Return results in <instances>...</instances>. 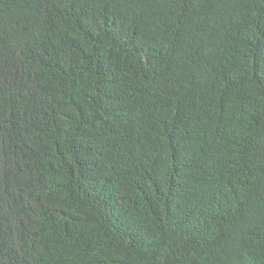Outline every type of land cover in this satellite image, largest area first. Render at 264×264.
<instances>
[{
    "label": "trees",
    "instance_id": "obj_1",
    "mask_svg": "<svg viewBox=\"0 0 264 264\" xmlns=\"http://www.w3.org/2000/svg\"><path fill=\"white\" fill-rule=\"evenodd\" d=\"M0 264H264V0H0Z\"/></svg>",
    "mask_w": 264,
    "mask_h": 264
}]
</instances>
